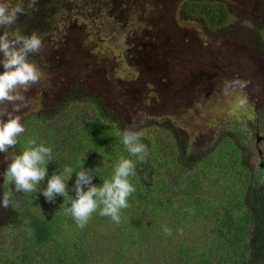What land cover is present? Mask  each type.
I'll list each match as a JSON object with an SVG mask.
<instances>
[{"label":"trees","instance_id":"trees-1","mask_svg":"<svg viewBox=\"0 0 264 264\" xmlns=\"http://www.w3.org/2000/svg\"><path fill=\"white\" fill-rule=\"evenodd\" d=\"M212 1L187 10L200 13L204 27L220 29L217 35L229 32L264 57V0L257 15L263 17L252 22L241 20L224 0ZM28 117L14 153L22 152L28 140L51 147L48 177L72 167L70 196L76 171L92 170V183L100 186L121 157L135 162L136 174L129 179L136 191L121 210L119 225L97 211L81 230L65 214L70 203L62 196L45 200L48 177L26 194L16 192L4 176L2 198L9 191L13 195L7 208L0 207V264H96L104 244L112 254L110 264H264V143L257 141L262 137L257 126L226 129L194 150L171 123H125L92 94L73 93L53 107L51 116ZM125 129L142 133L140 142L148 149L144 162L127 152L120 135ZM252 149L257 150L255 165ZM102 228L109 230L107 240L96 239Z\"/></svg>","mask_w":264,"mask_h":264},{"label":"flooded vegetation","instance_id":"flooded-vegetation-1","mask_svg":"<svg viewBox=\"0 0 264 264\" xmlns=\"http://www.w3.org/2000/svg\"><path fill=\"white\" fill-rule=\"evenodd\" d=\"M200 1L203 0H38V10L20 16L17 24L9 29L11 33L25 35L36 32L43 41L42 52L30 59L44 73V79L30 88L35 91L30 96L40 94L45 97L44 103L50 102L51 106L53 99L56 98L57 101L54 105H59L73 93L92 94L104 102V74H111L108 82L112 84L108 83L111 86L109 89L123 91L128 83H134L137 79L139 58L144 49L149 50L148 54L162 52L164 43H167L170 52L179 61L191 63L194 76L190 89L196 95L199 90L196 83L201 81V60L197 58L201 40L196 34L190 37L180 32L189 30L190 26L186 27L185 21L199 22L198 18H191L187 9ZM16 2L18 0H13V3ZM22 2L26 7L28 0ZM224 2L225 6H231L225 0ZM202 28L206 29L204 26ZM189 41L193 43L192 49L186 45ZM183 42H186L185 45ZM237 42L239 48H255L242 44L240 40ZM201 52L206 54L204 49ZM189 55L192 61H189ZM123 65L127 66L125 70L130 74L114 79V74ZM108 67H112L111 70ZM2 71L3 67L0 66V72ZM52 74L54 78L51 77ZM161 81L164 82L165 79L162 78ZM115 85L120 90L114 88ZM142 88L144 93L140 102L156 101L157 96L151 83L142 84ZM107 101L111 105L117 104V99L109 96ZM199 102L196 98L188 102L193 110V114H189L192 119L196 110L199 113ZM257 141L264 142V138H257Z\"/></svg>","mask_w":264,"mask_h":264},{"label":"rangeland","instance_id":"rangeland-1","mask_svg":"<svg viewBox=\"0 0 264 264\" xmlns=\"http://www.w3.org/2000/svg\"><path fill=\"white\" fill-rule=\"evenodd\" d=\"M203 1L215 4L212 0ZM225 1L231 5L229 7L234 9V13L236 12L240 15L241 20L247 18L252 22V20L256 21L257 17H263V15L257 16L262 11L260 0ZM190 16L191 18H198L199 22L185 21V26H190L188 27L189 30L186 29L188 32L183 31L182 29L186 28L183 27L180 34L190 37L196 34L198 39L201 40L199 42L201 49L199 54H197V58L201 60V68L199 70H202V73H200L201 81L196 83L199 87L196 94L197 101H200L199 113L196 110V115L192 119V116H189L193 111L190 104L184 103L182 106H177L169 99H161L160 94L156 91V101L137 103L134 100H125L127 102L126 105L117 99V104L114 105L112 103L111 105L115 110L110 111L117 114L125 123L138 124L153 120L167 121L174 125V128L182 134L183 141L194 150L207 147L213 141L214 136L230 128H240V131H244L257 126L259 136L264 138V57L257 48H239L236 38L230 37L229 32L224 34L226 38H219L220 36L217 35L219 33L216 34V32L220 29L208 27L207 25L205 26L208 28H202L204 24L200 13L196 12ZM205 20L206 18H204ZM229 20L233 23H238L235 17H230ZM245 22L247 21L243 23L245 24ZM244 24H242L243 32H245ZM243 40H245V37ZM185 43L183 42L184 45ZM186 45H189L192 49L193 43L189 41ZM202 49L205 50L206 54L201 52ZM189 58L192 61L190 55ZM108 68L111 70L112 67ZM126 68L127 66L123 65V67H119L117 73L114 74L112 72L114 79H121L130 74V72L125 70ZM206 73L209 75L207 76ZM110 76L111 74H104V83L110 80ZM51 77L54 78V74ZM238 82H247V84L241 88ZM114 88L118 89L119 87L115 85ZM34 93L35 91L30 89L25 92L29 103L26 108L18 113L21 117V122L27 120L29 115L51 116L52 114L54 103L57 102L56 98L52 100L51 106L49 105L50 102L46 101L47 104L44 103L45 97L40 94H36L33 97L30 96L34 95ZM111 95H113V92L110 90L106 96ZM241 100L245 102L241 104ZM121 106L124 107L120 108ZM195 106L197 107L198 104L196 103ZM186 111L191 112L187 113ZM185 112L187 116L184 114ZM250 141L253 142L254 138H250ZM13 152H15L13 149H9L8 153H0V200H2L4 188L2 185L4 173L11 162V154ZM252 152L255 154L251 155L250 161L255 165L258 163L257 150L252 149ZM6 233L9 236L11 231L8 229ZM108 235L109 230L102 228L98 231L96 239L107 240ZM9 241L12 243L11 240ZM103 246L107 255L104 254L103 257H100L96 264H110L109 258L112 254L107 253L105 244Z\"/></svg>","mask_w":264,"mask_h":264},{"label":"clouds","instance_id":"clouds-1","mask_svg":"<svg viewBox=\"0 0 264 264\" xmlns=\"http://www.w3.org/2000/svg\"><path fill=\"white\" fill-rule=\"evenodd\" d=\"M38 0H28L27 6L22 0H0V153H8L18 143V137L25 127L18 115L28 105L25 92L44 79V73L30 59L38 55L44 47L42 38L36 33L25 35L11 33L12 26L17 24L19 17L37 11ZM241 88L247 82H238ZM245 101L241 100V104ZM122 143L130 156L144 162L148 154L147 146L140 142L142 133L125 129L120 133ZM52 160V148L35 140H28L27 146L19 154H11L4 176L7 182L14 184L16 192L26 194L37 191L38 185L48 177L46 166ZM74 169L65 167L62 173H54L47 178L46 188L42 191L47 202H54L62 196L70 203L65 214L71 215L78 228L83 230L92 214L110 217L113 223H121V210L129 207L128 198L136 191L130 181L135 173V162L121 157L114 166L110 179H105L100 186L92 183V170L81 168L76 171L74 198L69 195L67 181ZM86 189V190H85ZM13 193H4L0 207L7 208ZM30 231V229H29ZM163 231L171 235V229L164 226Z\"/></svg>","mask_w":264,"mask_h":264},{"label":"water","instance_id":"water-1","mask_svg":"<svg viewBox=\"0 0 264 264\" xmlns=\"http://www.w3.org/2000/svg\"><path fill=\"white\" fill-rule=\"evenodd\" d=\"M239 2H244V0H239ZM161 49H163L161 50L162 52L159 51L149 54V50L144 49L143 54H141L139 58L140 63L137 68L138 76L134 82L136 84L133 82L128 83L123 91L116 92L108 88L111 87L108 86V83L112 84V82L106 81L103 85L105 88H103L104 93L108 95L111 90L113 95L109 97L114 100L119 99L125 104L127 103L125 100H134L138 103L142 100V93H144L143 88L141 89V85L148 82L153 85L154 91L160 94L159 96L161 99H169L177 106H182L184 103H188L196 98L197 96L192 92V89H190L194 76L191 63L188 64L179 61L177 56L170 52L167 43H164ZM199 66H201V64H199ZM199 72L202 73V70H199ZM162 78L165 79L164 82L161 81ZM104 102L111 110H115L111 106V102L109 103L107 101V96ZM123 107L124 106H121L120 108Z\"/></svg>","mask_w":264,"mask_h":264}]
</instances>
